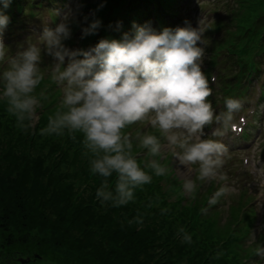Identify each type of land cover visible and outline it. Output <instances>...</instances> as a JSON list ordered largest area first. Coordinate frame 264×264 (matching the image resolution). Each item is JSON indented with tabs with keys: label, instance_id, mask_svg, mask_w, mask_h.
<instances>
[{
	"label": "trees",
	"instance_id": "1",
	"mask_svg": "<svg viewBox=\"0 0 264 264\" xmlns=\"http://www.w3.org/2000/svg\"><path fill=\"white\" fill-rule=\"evenodd\" d=\"M177 1L81 0L86 11L79 20L88 26L98 19L99 39H119L121 32L150 19L152 13L159 19L171 14ZM231 11L228 23L218 20L210 30H221L222 35L208 46L204 72L209 75L218 59L217 66L228 62L218 68L225 96L259 77L264 64V0H235ZM114 13L119 17L112 20ZM94 36L85 37V42ZM43 90L37 86L32 95L37 98ZM53 91H46L38 103L36 126L26 128L17 126L0 100V247L21 255L38 253L60 264H258L255 248L243 246L247 233L234 229L244 208L241 196L230 205L225 222L218 200L210 203L214 197L210 188L200 189L188 201L177 177L166 170L156 176L146 164L148 149L133 141L137 137L130 133L133 124L122 129V135L132 137L131 158L152 181L135 188L127 205L102 204L96 191L104 178L90 172L95 157L85 148L83 134L64 129L62 135H41L49 118L67 111L56 103ZM107 180L108 190L114 192L116 174ZM252 223L251 219L249 228ZM181 228L191 236V243L181 242Z\"/></svg>",
	"mask_w": 264,
	"mask_h": 264
},
{
	"label": "clouds",
	"instance_id": "2",
	"mask_svg": "<svg viewBox=\"0 0 264 264\" xmlns=\"http://www.w3.org/2000/svg\"><path fill=\"white\" fill-rule=\"evenodd\" d=\"M11 2L0 0V62L8 65L0 74V100L7 113L16 118L17 126L26 128L38 118V100L32 93L43 79L37 67L40 49L29 45L6 60L3 33L10 23L5 12ZM73 22L70 13L64 14L54 29L44 28L39 37L47 54L57 61L53 79L66 83L63 107L67 109L55 119L49 118L41 135H62L64 129L83 134L85 148L95 157L90 161V172L104 178L96 191L97 199L102 204L110 202L113 207L124 206L133 200L135 188L151 183L152 176L131 158L129 136L122 135L126 126L144 120L166 135L178 164L189 172H198L197 179H226L218 172L223 164L224 145L203 139L204 130L215 123L217 127L211 134H221V128L228 129L242 105L228 98L226 111L216 114L208 101L211 88L201 69L204 49L198 46L202 43L200 27L188 25L156 32L150 24L134 23L133 31L124 33L120 40L100 39L87 50H73L64 43L72 36ZM101 23L93 19L82 27L81 39L97 34ZM140 145L152 156L161 150L154 135L140 138ZM177 148L180 151H175ZM149 167L156 176L165 174V168L155 161ZM113 173L114 192L108 190L107 180ZM183 188L192 193L194 181L186 180ZM228 191L226 187L219 189L210 203L215 204ZM179 232L183 233L182 243L192 242L183 228ZM255 255L264 258V247L258 246Z\"/></svg>",
	"mask_w": 264,
	"mask_h": 264
},
{
	"label": "rangeland",
	"instance_id": "3",
	"mask_svg": "<svg viewBox=\"0 0 264 264\" xmlns=\"http://www.w3.org/2000/svg\"><path fill=\"white\" fill-rule=\"evenodd\" d=\"M211 9V8H210ZM209 11V10H208ZM227 11V10H226ZM222 17L226 20V18H227V16H228V20H229V17H230V15L232 14V11H230L229 10V12H224V11H222ZM227 21V20H226ZM52 66V64L50 63V65H48V68H50ZM37 67H38V71H41V70H45L44 69V65H42L41 64V66L40 65H37ZM40 67H41V69H40ZM48 71V70H47ZM43 72V71H42ZM49 72V71H48ZM47 72V74H49ZM50 73H53V74H55V69L53 70V72H51L50 71ZM43 74L44 75H46L44 72H43ZM53 77V75L51 74V78ZM42 86L43 87V91H52V87L49 89V90H47V88H48V86H49V84L47 83V82H45V81H43L42 83H40L38 86ZM54 92V91H53ZM37 108H38V106H37ZM37 110V109H36ZM38 113V112H37ZM38 116H39V113H38ZM38 121H39V117L37 118V120H36V122L34 123V125L36 126V124L38 123ZM146 125H148V121L147 120H144L143 121ZM34 126V127H35ZM140 129H141V131H140ZM131 134H132V136H137V137H135L136 139H134L133 141H136L137 143H139L140 144V138H142L143 136H145V135H149V132H147L146 131V128L144 129V124H140V125H136L132 130H131V132H130ZM139 134H141V135H139ZM130 138V140H132V137H129ZM170 147H169V145L167 144V142L165 141V142H162V144H161V150H160V152L158 153L159 154V156L158 155H156V156H152L151 155V159L149 160V159H147V161H146V164H149L150 165V163H152L153 161H155V162H157V160L159 161V162H161V164L162 165H164V166H169L173 171H174V169H176L174 172L176 173V174H178L179 176H180V178H181V182L182 183H180V186L182 185L183 186V184H184V182L186 181V180H188V179H192L193 181H194V183H195V187H196V185H197V173H194V172H189L187 169H185V168H183V166H180L179 164H178V161L176 160V158H175V156H173L172 154H170L169 153V151H170ZM146 152H149V150H147ZM167 157V159L166 160H168V161H166L165 163H163V160L165 159ZM156 158V159H155ZM245 159V158H244ZM254 163H252L251 162V165H253ZM233 165H235L234 164V162H230L229 163V168H231ZM260 166L262 167L263 166V162L261 161L260 162ZM254 176H256V175H254ZM235 181H239V180H235ZM259 182H261L262 184H261V187L260 188H257V189H255V188H253L252 186H249V188L250 189H252V193H253V199H254V197L256 198V201H255V203H256V206H257V209H259V212H263L264 213V178H262ZM199 184H200V182H198ZM163 184L164 185H168V188H170V183H166L165 182V180H163ZM183 190H184V188H183ZM172 192V191H171ZM173 194H174V192H172ZM232 193H234L233 194V196L234 197H237L240 193H241V189H237V190H233L232 191ZM183 194H185L184 196H186V198H187V200L189 201L190 200V198L192 197V195H195L196 196V194H197V192L196 191H194L193 190V192L192 193H186L185 191H183ZM252 199V200H253ZM220 203V202H219ZM222 206L221 207H219V209H222L223 211H224V214H223V216H224V218L225 219H229L230 218V215H231V213L229 212V208H228V205L230 204V200H227V202H223L222 201V203H220ZM1 238V237H0ZM259 235H257L256 233H255V231L253 230L252 232H251V234H250V236H249V239L247 240V242L244 244V246H247V245H249V246H247L248 248L249 247H254V245H255V243L259 240ZM2 239V238H1ZM258 247V246H257ZM261 247H264V244H261ZM22 256H24V257H27V255H22ZM21 256V254L19 255L18 253H17V250H14V253H10V252H8L7 250H5L4 249V247H0V264H20V263H18L17 262V259L19 258V257H22ZM261 257H259V258H257L256 260H259ZM23 259H25V258H23ZM263 261L261 262L260 260V263H258V264H264V258H261ZM26 260V259H25ZM32 264H60V263H57V262H54V261H51V260H49V259H46V258H44L43 256L41 257V258H39V259H34L33 261H32Z\"/></svg>",
	"mask_w": 264,
	"mask_h": 264
},
{
	"label": "flooded vegetation",
	"instance_id": "4",
	"mask_svg": "<svg viewBox=\"0 0 264 264\" xmlns=\"http://www.w3.org/2000/svg\"><path fill=\"white\" fill-rule=\"evenodd\" d=\"M18 254L20 255V253H18ZM21 256H22V255H21ZM22 258L28 259V262H26V263H22V262H20V259H22ZM34 259H39L38 257L35 256V253H33V254H31V255H27V257H24V256L19 257V258L17 259V262L20 263V264H32V261H33Z\"/></svg>",
	"mask_w": 264,
	"mask_h": 264
},
{
	"label": "water",
	"instance_id": "5",
	"mask_svg": "<svg viewBox=\"0 0 264 264\" xmlns=\"http://www.w3.org/2000/svg\"><path fill=\"white\" fill-rule=\"evenodd\" d=\"M37 257H40V256H39V255H37ZM21 262H22V263H26V262H28V260L21 259Z\"/></svg>",
	"mask_w": 264,
	"mask_h": 264
}]
</instances>
